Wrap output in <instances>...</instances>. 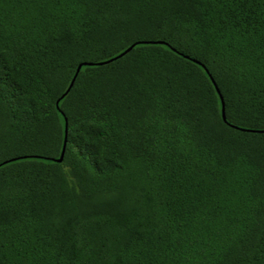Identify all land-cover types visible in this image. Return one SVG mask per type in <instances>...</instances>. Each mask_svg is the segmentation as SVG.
<instances>
[{
    "label": "trees",
    "instance_id": "16d2710c",
    "mask_svg": "<svg viewBox=\"0 0 264 264\" xmlns=\"http://www.w3.org/2000/svg\"><path fill=\"white\" fill-rule=\"evenodd\" d=\"M0 264H264V0H0Z\"/></svg>",
    "mask_w": 264,
    "mask_h": 264
},
{
    "label": "water",
    "instance_id": "95a60500",
    "mask_svg": "<svg viewBox=\"0 0 264 264\" xmlns=\"http://www.w3.org/2000/svg\"><path fill=\"white\" fill-rule=\"evenodd\" d=\"M134 46H135V45L131 46V47H130L128 50H126L123 54L119 55L117 58H115V59H113V60H116V59H118V58H121V57L124 56L126 53H128L129 51H131V49H132ZM113 60H111V61H113ZM111 61H108V62H106V63H109V62H111ZM106 63H101V64H83V65H80L79 68H78V71H77V75H78L80 69H81L84 65H85V66H87V65H103V64H106ZM195 63H197L198 65L202 66L199 62H196V61H195ZM202 67L204 68V66H202ZM204 69H205V68H204ZM206 72L208 73L207 70H206ZM77 75H76L75 78L73 79V81H72V83H71V86H70L69 90L66 92V94L70 91V89H71L72 86L74 85V82H75V79H76ZM208 75H209V73H208ZM209 77L211 78L212 82L214 83L215 87L217 88V85L215 84L213 78H212L210 75H209ZM217 92L219 93L220 98H221V100H222V105H223V108H222V114H223V118L225 119V107H224V102H223V98H222V96H221L220 91H219L218 88H217ZM66 94H65V95H66ZM65 133H66V135H65V142H64V147H63L62 155H61V158L57 161V162H59V163H61V162L63 161L64 154H65V148H66V143H67V125H66ZM5 163H7V162H5Z\"/></svg>",
    "mask_w": 264,
    "mask_h": 264
}]
</instances>
